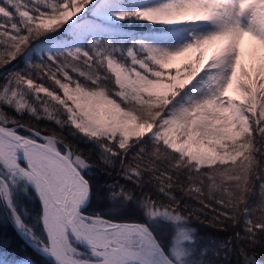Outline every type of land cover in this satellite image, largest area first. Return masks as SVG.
<instances>
[{"label":"snow or ice","instance_id":"1","mask_svg":"<svg viewBox=\"0 0 264 264\" xmlns=\"http://www.w3.org/2000/svg\"><path fill=\"white\" fill-rule=\"evenodd\" d=\"M0 201V264H264V0H0Z\"/></svg>","mask_w":264,"mask_h":264},{"label":"trees","instance_id":"2","mask_svg":"<svg viewBox=\"0 0 264 264\" xmlns=\"http://www.w3.org/2000/svg\"><path fill=\"white\" fill-rule=\"evenodd\" d=\"M133 32L139 33L138 31ZM256 192V201L258 202V186ZM16 199L17 210L23 221L29 224L33 223L34 212L39 205L38 200L30 199L22 192L16 194ZM193 226L196 228L197 237L195 258L201 260L202 264H230L229 260L225 258V249L222 247V241L227 234L196 222H193ZM201 250H203L202 255ZM0 251H3L8 259L20 258L29 254L36 255L20 236L2 201H0Z\"/></svg>","mask_w":264,"mask_h":264},{"label":"rangeland","instance_id":"3","mask_svg":"<svg viewBox=\"0 0 264 264\" xmlns=\"http://www.w3.org/2000/svg\"><path fill=\"white\" fill-rule=\"evenodd\" d=\"M127 29L129 31H138L139 33H146V32H151L152 34L160 35L161 33L158 32L156 29H149L146 27L143 23L141 22H133L132 24L127 25ZM170 41L175 39L174 37H168ZM16 227V226H15ZM17 229V228H16Z\"/></svg>","mask_w":264,"mask_h":264},{"label":"water","instance_id":"4","mask_svg":"<svg viewBox=\"0 0 264 264\" xmlns=\"http://www.w3.org/2000/svg\"><path fill=\"white\" fill-rule=\"evenodd\" d=\"M18 231V230H17ZM19 232V231H18ZM19 234H20V236L22 237V235H21V233L19 232ZM22 239H23V237H22ZM24 240V239H23ZM25 241V240H24Z\"/></svg>","mask_w":264,"mask_h":264},{"label":"bare ground","instance_id":"5","mask_svg":"<svg viewBox=\"0 0 264 264\" xmlns=\"http://www.w3.org/2000/svg\"><path fill=\"white\" fill-rule=\"evenodd\" d=\"M169 40V39H168Z\"/></svg>","mask_w":264,"mask_h":264}]
</instances>
